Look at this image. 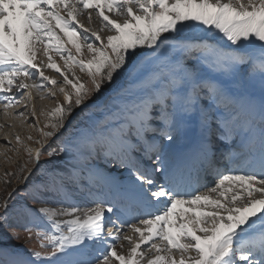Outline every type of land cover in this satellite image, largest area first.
I'll use <instances>...</instances> for the list:
<instances>
[{"label":"snow or ice","instance_id":"snow-or-ice-1","mask_svg":"<svg viewBox=\"0 0 264 264\" xmlns=\"http://www.w3.org/2000/svg\"><path fill=\"white\" fill-rule=\"evenodd\" d=\"M32 88L55 105L0 236L40 250L0 264H264V0H0L5 116Z\"/></svg>","mask_w":264,"mask_h":264},{"label":"rangeland","instance_id":"rangeland-1","mask_svg":"<svg viewBox=\"0 0 264 264\" xmlns=\"http://www.w3.org/2000/svg\"><path fill=\"white\" fill-rule=\"evenodd\" d=\"M81 20L82 22L87 24L86 19ZM93 21V26L99 28V21L95 19ZM108 34L109 33H107L106 31L103 33V35L105 36ZM46 71L52 73L53 75H58L53 70ZM80 75L83 76L85 80L87 79L84 74ZM216 75H219V73H217ZM220 78L225 80L228 79L227 76H221ZM49 87L51 86L49 85ZM248 91L253 94L261 95L260 87L258 84H256L255 87H249ZM29 95H31V99H29ZM17 96L18 99L22 101L19 106L27 107L28 109H33L34 107L36 111V118H38L40 121L39 125H37L36 119L31 115V109L23 110L24 116H19V112H11L10 115L5 116L3 110L0 109L1 119L4 122L8 123V125L4 126L5 129L2 131V133H0L2 134L0 135V203H3L8 193L13 192V190H18L15 197L9 201L10 205H15L18 208L22 203H24V199H22L25 192V182L23 180V177L28 175L27 169H33L35 167V165L28 160L26 147L33 149L41 147L40 144L36 143L37 140L42 139L40 129L44 128V125L46 123L45 117L41 115V112L42 110L46 111L47 109L54 107L55 100L50 97L41 99L40 92H38L34 88L23 90L21 94L18 93ZM57 99H60L62 101V95L58 94ZM15 106L16 107L14 108L18 107L17 105ZM77 115H79V112H77ZM191 115L194 116V114ZM44 130L48 129L45 128ZM17 136L19 137V141L17 140ZM29 136H31V140L28 139ZM7 141H10V143H8ZM48 159L50 158L47 156V151H45L44 155L41 156V161L43 162ZM25 165L26 168L22 172L21 168H24ZM111 167L112 164L110 168ZM115 167L116 166L114 165V168ZM28 202L31 203V201ZM35 206L36 205H33V207ZM51 206L54 207L55 205ZM2 211L3 209L0 208V212ZM10 219L15 227L8 230V236H0V245L20 250H40L37 238L33 235L32 238L29 239L28 233L24 230L23 226L26 223V220L22 217H18L15 214L11 215ZM29 227H31V225H29ZM12 232L18 233V238H12Z\"/></svg>","mask_w":264,"mask_h":264},{"label":"bare ground","instance_id":"bare-ground-1","mask_svg":"<svg viewBox=\"0 0 264 264\" xmlns=\"http://www.w3.org/2000/svg\"><path fill=\"white\" fill-rule=\"evenodd\" d=\"M81 19H86V21H87V18L86 17H81ZM94 22V21H93ZM94 24V23H93ZM87 25V24H86ZM62 63V62H61ZM46 75H49V76H58V75H53L52 73H50V72H47L46 71ZM21 94V93H20ZM20 97V96H19ZM17 98H18V96H17ZM256 99V101H257V103L259 102V99H260V97H256L255 98ZM18 107L17 108H14V107H16V106H14L12 109H10L9 111H10V113L11 112H14V113H18V112H21V111H23V110H27L28 108L27 107H23V106H19V105H17ZM31 109V108H30ZM30 109H28V110H30ZM32 110V109H31ZM28 113V112H27ZM196 124L199 126V123L198 122H196ZM0 125H3V128H0V133H2V131L5 129V125H8V123L7 122H4L2 119H1V113H0ZM196 128V127H195ZM190 132H191V130L189 131V134H190ZM189 134H188V137H187V139H184V140H181V144H186V143H188V141L190 140L189 139ZM0 135H2V134H0ZM1 140V139H0ZM221 141H220V143L218 144L219 146H218V148H220V149H224V151L225 150H227L228 149V145H227V141L226 140H223V139H220ZM8 142V141H7ZM8 143H10V141L8 142ZM221 144V145H220ZM215 148H217V147H215ZM154 158V157H153ZM146 163H152V161H146ZM115 174H117V175H119V173H115ZM124 175L126 176L127 175V173L126 172H124ZM127 247H128V245H127V243H125V250L127 249ZM119 250V249H118ZM114 264H115V262H114Z\"/></svg>","mask_w":264,"mask_h":264}]
</instances>
